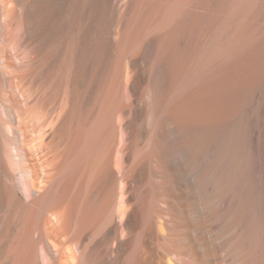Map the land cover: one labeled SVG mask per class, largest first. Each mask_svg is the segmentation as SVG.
<instances>
[{
	"label": "bare ground",
	"instance_id": "bare-ground-1",
	"mask_svg": "<svg viewBox=\"0 0 264 264\" xmlns=\"http://www.w3.org/2000/svg\"><path fill=\"white\" fill-rule=\"evenodd\" d=\"M119 1L0 0V218H22L25 210L26 218H44L40 219L43 227L39 223L43 229L32 223L39 231L34 226V231L29 229L36 234L26 232L30 247L36 249L41 243L37 251L45 254L49 264H264V60L252 59L251 53L257 52L259 44L264 49V22L259 31V18L255 20L259 0H254L256 17L252 0H211L216 8L221 3L227 8L223 4L221 19L210 17L204 30L200 22L196 25L199 29L192 42L199 48L189 60L181 56V32L172 31L173 26L160 36L145 35L140 54L134 59L129 56L127 76L122 72L127 94H121L123 99L117 95L122 102L113 108L115 123L104 124L98 117V133H91L94 127L85 129L87 122L82 124L79 111L78 86L84 76L77 69L83 52L78 61L75 51L80 41L72 33L73 25L85 34L92 19L99 21L104 9L116 7ZM181 2L183 8L187 2ZM72 159V173L64 176ZM45 196L47 202L40 205ZM11 223L7 226L16 227ZM84 247L96 255L87 256ZM15 253L5 256L4 264L12 263ZM38 257L34 256L35 264H41Z\"/></svg>",
	"mask_w": 264,
	"mask_h": 264
},
{
	"label": "rangeland",
	"instance_id": "rangeland-1",
	"mask_svg": "<svg viewBox=\"0 0 264 264\" xmlns=\"http://www.w3.org/2000/svg\"><path fill=\"white\" fill-rule=\"evenodd\" d=\"M129 1V2H128ZM156 0H120L119 1V5H117L116 7H114V6H111V8L109 7V8H105L104 9V11L103 12H106V13H104V15H103V13H102V16H101V19L99 20L101 23H99V21H98V19H92L91 21H90V25H89V23L86 25V27H85V34H86V36L87 35H89V36H87V37H89V38H87L86 36V38L85 37H83L82 35H85V34H82V32L84 33V30H82V32L80 33L79 31L80 30H78L77 28H78V26L76 27L75 25H77V24H75L73 21H76V17L75 16H73L72 18H71V22H73L75 25H73V23H69L70 22V19H69V22L67 23V24H70V25H67V27H71V24L76 28L75 30H74V32L72 31V33L74 34L75 33V37H77V38H79V36H80V39H77L76 38V40H77V45H76V47H77V53H76V51H75V54H76V56H77V59H78V61H79V55L83 52V54H81L80 55V61L82 62H78L79 64H80V66L78 67V69H77V71H79V70H81V71H79V75L80 76H84L83 77V79H82V77H81V83H79L80 85H83V86H80L79 84V86H78V89L80 90V93H79V95L81 96V97H79V99H80V103H82L81 104V106H80V112L82 111H84L82 114L80 113V116H84V117H82V119H81V117H80V119H81V121H82V124H84V122H87L86 124H87V127H86V125H85V129L87 130L88 128L90 129V130H92L91 129V127L93 128H95V131H93L94 130V128H93V130L91 131V133L93 132H97L98 133V130H99V123H100V121L101 120H104V121H101V122H104V124H106L105 122L107 121V123L109 122V124L111 123V122H113V123H115V121H116V117L117 116H115V114H113L114 112H115V110L113 109L114 107H116L115 109H117V105H119V103L120 102H122L121 100H119V98L121 97V94H123V93H125L126 92V88H124V86L126 87V85H124L123 86V84H124V80H126V76H127V64H128V62L130 61V59H131V57L134 59V57H136V56H138V54H140V53H137V52H139L140 51V49L141 48H143V42H141L142 40H145V38H147V37H145V35L147 36H149V34L151 35V36H154V35H152V34H156L155 36H160L159 34H160V32H163V34H165V32H168V31H179V32H177V33H180L181 34V36H182V42L180 43V45H181V47H180V49L182 48V50L184 51V52H181V56H182V58H184L185 56L187 57V59L188 58H191L192 59V57L194 56V54H196V52L198 51V48H199V46L196 44L195 45V43H196V41H194V42H192L193 40H195V37H194V35L196 36V34L198 33V31H196V30H198L199 29V27H201L202 28V30H204L205 28H206V26L205 25H209L210 23H209V20L212 18V19H215V20H217L218 21V19H221V17H220V15H221V13L223 12V11H225V9L227 8L226 7V5L224 4V3H221L224 7H226V8H224L222 5H220L219 7H220V10H219V7L218 8H216L215 6H214V4L213 3H211V0H188V1H185V0H179V1H174V0H164L165 1V3L167 4V5H165L164 4V1L163 0H157L156 2H155ZM171 1V2H170ZM181 1H183V3H186V4H184L183 5V8L181 7L182 6V2ZM185 1V2H184ZM192 3H191V2ZM228 1H230V0H228ZM159 2V3H158ZM176 2V3H175ZM188 2H190V6H188L189 4H188ZM252 2L254 3V6H253V4H252V12H253V14L258 10V13H257V17H256V15H255V20L256 19H258V20H256V26H257V29L260 31V29L262 30L263 29V27H261V25H263L264 23V4H263V2H264V0H259V3L260 4H257L256 2H254V0H252ZM257 2H258V0H257ZM261 2H262V4H261ZM129 3V4H128ZM158 5H157V4ZM161 3V4H160ZM173 3H175V4H173ZM206 3V4H205ZM159 4H160V6L161 7H163V8H161L160 6H159ZM171 6H170V5ZM200 6H198V5ZM203 4V5H202ZM259 5L258 7H257V10L256 11H254L255 9H256V6L257 5ZM151 5H152V7L154 6L155 7V5L157 6V7H159V8H157V7H155V9L157 8V9H163V10H157V12L159 13V15H155L154 14V12H156V11H154L153 12V10H155V9H152V7H151ZM205 5V6H204ZM207 5V6H206ZM233 7H235L236 6V2H233ZM261 5H262V7H261ZM165 6L167 7V8H165ZM173 6H177V7H174V9H173ZM180 6V7H179ZM214 6V7H213ZM151 7V8H150ZM153 7V8H154ZM169 7V8H168ZM179 7V9H178V11H176L177 10V8ZM189 7V8H188ZM196 7V8H195ZM212 7H213V11L214 12H212ZM260 7V8H259ZM113 8V11H111V9ZM115 8V9H114ZM170 8H172V10L170 9ZM176 8V9H175ZM182 8V9H181ZM198 8V9H197ZM206 8H208V9H206ZM211 8V9H210ZM216 8V9H215ZM253 8H254V10H253ZM166 9V10H165ZM170 9V10H169ZM188 9V10H187ZM190 9V10H189ZM206 9V10H205ZM263 9V10H262ZM107 10V11H106ZM152 10V11H151ZM165 10V11H164ZM181 10V11H180ZM194 10V11H193ZM217 10V11H216ZM222 10V11H221ZM108 11H111L110 12V14H109V12ZM114 11H116V12H114ZM149 11H151V12H149ZM162 11H164V12H162ZM172 11H174L173 13L174 14H177V13H179V14H177V16H175L173 13H172ZM180 11V12H179ZM188 11V12H187ZM191 11V12H190ZM204 11V12H203ZM207 11V12H206ZM263 11V12H262ZM113 12V13H112ZM157 12H156V14H157ZM162 12V13H161ZM176 12V13H175ZM186 12L187 13H189V14H187L186 15ZM148 13H150L149 15H148V17L149 18H151V19H149L148 17H147V19H145L146 18V16H147V14ZM165 13V14H164ZM171 13L174 15H171ZM212 13V14H211ZM262 13V14H261ZM152 14H153V16H154V18L156 19V21H155V19L153 18V16H152ZM162 14H164V15H162ZM206 14H210V15H206ZM261 16H260V15ZM108 15H110L109 17H108ZM161 15H162V17H161ZM169 15L171 16V17H169ZM178 15H180V16H178ZM185 15V16H184ZM203 15V16H202ZM206 15V16H205ZM213 15V16H212ZM183 16H184V18H183ZM189 16V17H188ZM222 16V15H221ZM107 17V18H106ZM159 17V18H158ZM173 18V17H175L174 19L176 20H171V19H169V18ZM177 17V18H176ZM211 17V18H210ZM106 18V19H105ZM154 19V21H153V19ZM158 18V19H157ZM200 18L204 21V22H202V20H200ZM210 18V19H209ZM74 19V20H73ZM186 19H188V20H191V21H189L188 22V20H186ZM195 19V20H194ZM197 19H198V21H197ZM205 19H207V20H205ZM209 19V20H208ZM261 19V20H260ZM97 22V23H91V22ZM103 20H105V22L103 21ZM143 20V21H142ZM144 20H146V21H144ZM150 20H151V22H150ZM168 20H171L169 23H168ZM184 20V21H183ZM260 20V21H259ZM141 21V22H140ZM148 21V22H147ZM180 21V22H179ZM195 21H196V23H195ZM206 21H208L207 23H206ZM148 23V24H146L145 25V23ZM194 22V23H193ZM199 22L201 23L200 25H202V26H200L199 25V27H196V25H198L199 24ZM258 22L260 23V24H258ZM104 23V24H103ZM108 23V24H107ZM168 25H167V24ZM185 23V24H184ZM189 24V25H187V24ZM209 23V24H208ZM252 23V22H251ZM263 23V24H262ZM93 24V25H92ZM97 24V25H96ZM106 24V26L108 25V26H110V27H106V26H104ZM110 24V25H109ZM171 24V25H170ZM177 24H178V27H177ZM205 24V25H204ZM94 25H96V26H94ZM145 25V26H144ZM165 25H167V26H165ZM174 25H176L175 27L177 28H173L174 27ZM192 25H193V27H192ZM259 25V26H258ZM71 27L72 28V30L74 29V27ZM98 26V27H97ZM101 28H100V27ZM147 26H148V28H147ZM173 26V27H172ZM180 26H182V27H180ZM187 26V27H186ZM205 26V27H204ZM252 26H254L253 28H255L256 26H255V22L253 21V25ZM252 26H251V28H252ZM64 27V26H63ZM88 27H89V29H88ZM97 27V28H96ZM103 27H105L104 29H103ZM144 27H146V28H144ZM170 27V28H169ZM171 27H172V29H171ZM188 27H189V29H188ZM196 27V28H195ZM259 27H260V29H259ZM95 28H96V30H95ZM142 28H143V30H142ZM157 28H158V30H157ZM159 28H160V30H159ZM162 28V29H161ZM171 29V30H168V29ZM182 28H187L186 30L185 29H182ZM193 28V29H192ZM92 29V30H91ZM106 29V30H105ZM111 29V30H110ZM117 29H119V30H117ZM144 29H146V30H144ZM150 29H153V31L151 30L150 31ZM165 29V30H164ZM191 29V30H190ZM196 29V30H195ZM256 29V28H255ZM59 29H57V32H59L58 31ZM88 30H90V33H89V31ZM104 30V31H103ZM110 30V31H109ZM117 30V31H116ZM137 30V31H136ZM138 30H140V32H138ZM147 30H149V31H147ZM163 30V31H162ZM167 30V31H166ZM193 30H195V31H193ZM257 30V31H258ZM60 31H63V29H60ZM77 31H78V33H79V36H77L76 34H78L77 33ZM86 31H88V32H86ZM98 31H100V32H98ZM119 31V32H118ZM134 31H136V32H134ZM144 31H146V32H150V33H147L146 34V32H144ZM154 31H155V33H154ZM185 31V32H184ZM186 31H187V33H189V34H187L186 33ZM258 31V32H259ZM94 32V33H93ZM95 32H98V35L99 36H97V37H95L96 36V34H95ZM102 32V33H101ZM107 32V33H106ZM109 32V33H108ZM116 32V33H115ZM137 32H138V34H137ZM159 32V33H158ZM184 32V33H183ZM191 32V33H190ZM193 32V33H192ZM106 33V34H105ZM120 33V34H119ZM132 33V34H131ZM142 33H145V34H142ZM158 33V34H157ZM82 34V35H81ZM108 34V35H107ZM133 35V36H131V35ZM137 34V36H141V38L140 37H137V36H135ZM162 33H161V35H163ZM185 34L187 35V38H186V36H185ZM94 36L95 38H96V40H95V38L93 37V38H91L92 36ZM104 37H103V36ZM192 35V36H191ZM190 36H191V38H190ZM83 37V38H82ZM102 37V38H101ZM132 37V38H131ZM137 37V38H136ZM145 37V38H144ZM98 38V39H97ZM103 39V41L101 40V39ZM134 38H135V45L136 46H133L134 45ZM144 38V39H143ZM186 38V39H185ZM86 39V40H85ZM88 39L90 40V42L88 41ZM93 39V40H92ZM111 39H113V40H111ZM116 39H117V41H116ZM127 39H129V40H127ZM130 39L132 40V43L131 42H129L130 41ZM189 39V40H188ZM141 40V41H140ZM174 40H176V36H175V39ZM186 40V41H185ZM191 40V41H190ZM83 41V42H82ZM85 41H86V43H85ZM100 42V47L99 46H96L97 44H95L94 42ZM110 41V42H109ZM185 41V42H184ZM97 42V43H98ZM106 42H109V43H106ZM113 42L116 44L117 42V44L115 45V44H113ZM126 42H128V43H126ZM188 42V46L187 45H185V43H187ZM84 43V44H83ZM94 43V44H93ZM83 44V45H82ZM88 44H90L89 45V47L91 46V45H95L96 47H97V51H95V52H93L94 54H93V57L94 58H96L95 60H97V61H95L94 60V58L91 56V48L92 49H94V47L95 46H91L90 48H88L87 46H88ZM99 44V43H98ZM102 44H107V46H105V45H102ZM111 44H112V46H111ZM125 44V45H124ZM139 44L142 46H139ZM178 44V43H177ZM190 44H192L191 46H190ZM85 45V46H84ZM116 46V49H115V46ZM128 45H130V46H128ZM179 45V44H178ZM177 45V46H178ZM194 45L197 47H194ZM261 45V46H260ZM85 48H84V47ZM103 46V47H102ZM125 48V49H128V50H126L125 51V49H123L122 50V48L123 47ZM127 46V47H126ZM131 46H133L132 47V49H131ZM139 46V47H138ZM84 48V50H81L82 48ZM95 47V48H96ZM100 49H99V48ZM106 47V48H105ZM110 47V48H109ZM114 47V49H112V48ZM122 47V48H121ZM179 47V46H178ZM185 47V48H184ZM186 47H189V48H191L192 47V49H191V51H190V49H189V51H185V50H188V49H186ZM263 46H262V44H259V46H258V48L255 50V51H257L256 53H253V52H251L252 53V55H253V58L252 59H258L257 58V56L259 57V59L258 60H260V61H262L263 62V58H264V54H263V52H261V51H263L261 48H262ZM81 48V49H80ZM104 48V49H103ZM175 48H176V46H175ZM174 48V49H175ZM184 48V49H183ZM197 50H196V49ZM76 49V48H75ZM87 49V50H86ZM103 49V50H102ZM105 49H107L106 51H105ZM111 49V50H110ZM130 49L132 50V51H134V52H132V51H130ZM134 49V50H133ZM247 49H249V48H247ZM245 50V52L246 53H248L249 54V51L248 50ZM81 50V51H80ZM90 50V51H89ZM98 50H99V52H98ZM111 52H109V51ZM113 50V51H112ZM136 50V51H135ZM138 50V51H137ZM80 51V52H79ZM102 51V52H101ZM104 51V52H103ZM122 51H124V52H122ZM144 51V49L142 50V52ZM244 51V50H243ZM248 51V52H247ZM79 52V53H78ZM108 52V53H107ZM113 52V53H112ZM132 52V53H131ZM141 52V51H140ZM188 52H189V55H186L185 53H187L188 54ZM194 52V53H193ZM244 52V53H245ZM90 54V57L92 58H88L89 57V54ZM99 53V54H98ZM105 55H104V54ZM124 53V54H123ZM128 55H127V54ZM136 53V54H135ZM193 53V54H192ZM85 54V55H84ZM97 54V55H96ZM107 54V55H106ZM112 54V55H111ZM122 54V55H121ZM132 54L134 55V56H132ZM257 54V55H256ZM83 55V56H82ZM101 55H103V56H106L107 58V61H106V59H104L105 57H103V56H101ZM114 55V56H113ZM118 55L120 56V58L118 57ZM123 55H124V57H123ZM245 55H247V54H244V56ZM256 55V56H255ZM262 55V56H261ZM88 56V57H87ZM102 57L103 58V60H102V58H100V57ZM113 58H111V57ZM128 58H127V57ZM129 56H131V57H129ZM181 56H179L178 57V60H179V63H181V62H183V61H181L180 60V58H181ZM190 56V57H189ZM108 57L110 58V59H108ZM122 57L126 60H124V59H122ZM126 57V58H125ZM186 57H185V59H186ZM86 58V59H85ZM98 58V59H97ZM102 60V62H100V59ZM118 60H117V59ZM247 58V57H246ZM83 59V60H82ZM90 59H91V62H90ZM120 59V60H119ZM121 59H122V63L124 64V66L122 65V63H120L119 64V62H121ZM137 59V58H136ZM190 59V60H191ZM99 60V61H98ZM110 62H109V61ZM132 60V59H131ZM139 60H140V62H139ZM189 60V59H188ZM89 61V62H88ZM103 61H104V64H103ZM115 61V62H114ZM118 62V64H117V62ZM124 61H125V63H124ZM128 61V62H127ZM142 61V62H141ZM143 61H145L143 58H140V59H137V62L138 63H145V62H143ZM86 62V63H85ZM94 62H96L95 64L97 65V67H94L93 66V64H94ZM107 62H109V63H107ZM111 62H112V66H111ZM89 63H91V64H89ZM93 63V64H92ZM100 63H102V64H99ZM85 64H86V66H85ZM94 64V65H95ZM106 64H107V66H108V64H109V66L108 67H106ZM115 66H114V65ZM92 65V66H91ZM95 65V66H96ZM117 65V66H116ZM118 65H119V67H118ZM181 65H183V63H181ZM84 66V67H83ZM91 66V67H90ZM122 66V67H121ZM126 66V67H125ZM82 67V68H81ZM88 67L90 68V69H88ZM94 67V68H93ZM112 67H117V68H112ZM125 67V68H124ZM81 68V69H80ZM84 68L86 69L85 70V72H83V70H84ZM106 68H108V69H106ZM119 68H121L120 70H119ZM117 69V70H116ZM123 69V70H122ZM93 70H95V73H94V75H92L93 74ZM113 70V71H112ZM116 70V71H115ZM115 71V72H114ZM125 71H126V73H125ZM104 72H106V74L104 73ZM118 72H119V75L121 74V77H118L119 75H117L118 74ZM122 72L126 75H124V74H122ZM246 72H247V70H246ZM261 73L259 74L258 73V75L259 76H261L262 75V71H260ZM112 73H113V75H115L116 73V76H113L112 75ZM82 74V75H81ZM89 74H91V75H89ZM106 75V76H103V75ZM263 74H264V69H263ZM89 75V76H88ZM96 75V76H95ZM112 76H113V78L115 79V81L113 82V78H112ZM124 76H125V78H124ZM90 77V78H89ZM93 77V80L91 79ZM101 79H100V78ZM107 77H110V78H107ZM262 77H263V75H262ZM102 78H104L103 80H102ZM121 78V79H120ZM92 80V82L90 81V80ZM101 80V81H99V80ZM106 79V80H105ZM110 79V80H109ZM122 79H124L123 81H122ZM94 80H96V82L94 81ZM117 80V81H116ZM83 81H84V83H83ZM98 81H99V83H98ZM104 81H106V82H104ZM96 84H95V83ZM101 82V83H100ZM108 82V84H110V85H106V83ZM109 82H111V83H109ZM123 82V83H122ZM105 83V85H103ZM116 83H117V85L120 83V84H122V85H116ZM100 86H98V85ZM95 85V86H94ZM97 85V86H96ZM115 88V89H113L112 88V86ZM111 86V87H110ZM80 87V88H79ZM102 87H104V88H102ZM105 87H107V89H109V90H104L103 91V89H105ZM109 87V88H108ZM122 88L124 89V92H123V90H122ZM110 89H111V91H110ZM117 89V92L115 93V90ZM82 90V91H81ZM114 90V91H113ZM122 90V91H121ZM102 91V92H101ZM109 91L111 92L110 93V95H109ZM120 91V92H119ZM107 92V93H106ZM112 92H114V93H112ZM103 93V94H102ZM105 93H106V95H105ZM247 93H248V91H247ZM246 93V94H247ZM104 95V96H102V95ZM113 94H114V96H113ZM119 94V96H117ZM125 94H127V93H125ZM125 94H123V96L125 97ZM100 97H99V96ZM115 95L117 96V99H118V102H117V99H116V97H115ZM123 96L121 97L122 99H123ZM108 97V98H107ZM112 97H114V98H112ZM119 97V98H118ZM82 98V99H81ZM101 98V99H100ZM105 98V99H104ZM108 99V100H107ZM114 99H116L115 100V102H113L114 101ZM81 100H82V102H81ZM102 100V101H101ZM113 100V101H112ZM84 101V102H83ZM108 101H110V102H108ZM106 103V105H104V103ZM117 102V103H116ZM79 103V104H80ZM83 103H85V104H83ZM100 103V104H99ZM112 103V104H111ZM107 104H109V106L110 107H108V105ZM114 104H116V105H114ZM251 103H248V108L250 109V105ZM83 105V106H82ZM100 105V107H98ZM112 105H113V107H112ZM86 106V107H85ZM103 106H105V107H103ZM106 107H108L109 108V110L106 108ZM84 108V109H83ZM112 109V110H111ZM248 109V110H249ZM105 110V111H104ZM248 110H247V112H248ZM100 111V112H99ZM101 111H103V112H101ZM110 112L109 114H108V112ZM250 112H251V110H249ZM87 112V113H86ZM107 112V113H106ZM246 112V113H247ZM90 113V114H89ZM98 113V114H97ZM98 116H97V115ZM101 114V115H100ZM103 114V115H102ZM105 114V115H104ZM108 114V115H107ZM114 115V116H113ZM247 117H249L250 116V113L248 112L247 114ZM249 115V116H248ZM104 117L103 119H102V117ZM111 116V117H110ZM113 116V117H112ZM86 117V118H85ZM100 118V121H99V118ZM115 117V118H114ZM96 118H98V119H96ZM108 118V119H107ZM89 119V120H88ZM94 119H96V123H95V120ZM106 119V120H105ZM113 119H115V120H113ZM250 119V118H249ZM111 121V122H110ZM89 122L90 123H92V125H90L89 124ZM94 122V123H93ZM98 123V124H97ZM96 126H95V125ZM102 124V123H101ZM103 124V125H104ZM109 124L108 125H105V126H108L109 127ZM102 125V126H103ZM112 125V124H111ZM96 127L98 128V129H96ZM110 128V127H109ZM88 129V132L90 131ZM113 129V128H112ZM85 130V131H86ZM113 131V130H112ZM87 132V131H86ZM85 132V133H86ZM84 133V134H85ZM96 133V134H97ZM87 134V133H86ZM89 134H87V136H88ZM86 135H85V137H87ZM142 147L144 146V143L142 144H140ZM139 144H137V146L136 147H138V149L135 147V152H136V149H137V151L138 152H141V150L144 148H140L141 146H140ZM140 148V149H139ZM140 150V151H139ZM74 165V163H73V159L72 160H70V163L68 162L66 165H68V167L66 166V173L67 174H64V176L65 175H67V176H70L71 175V171H72V167H74L73 165ZM71 167V168H70ZM71 169V170H70ZM70 171V172H69ZM69 174V175H68ZM22 191L24 192V194L26 193V191H25V187H23V189H22ZM46 199V200H45ZM43 200V201H42ZM44 200H45V203L47 202V200H48V196H47V198H46V196H45V198L43 199H41V201L40 202H38V203H41L40 205H43V204H45L44 203ZM24 213V214H23ZM28 214V211L27 210H25V212L23 211L21 214V216H23L22 218H13V220L12 219H10V218H6V219H8V220H5V218H0V230H1V228H3L2 230H1V232L0 233H2V232H4L5 231V234L1 237V235H0V249L2 250H0L1 251V253H0V264H4L5 262H6V260H7V257H5V256H7V255H9L10 254V252H11V254H13V253H15V250L18 248L19 250H20V252L19 251H17V252H19V253H17V255H16V253H15V256H13L12 258L13 259H11L12 261V263H10V264H15V261H16V264H18L19 262L18 261H20V260H22V262H21V264L22 263H24V264H26L28 261L30 262L31 260H29V258L30 259H32L33 261L32 262H30L31 264H35L37 261H34V256H36V257H38V256H41V257H38V260L40 259V261H41V264H49V262H46V256L44 257V255L45 254H43L42 253V251H41V249H40V251L41 252H38L37 251V246H40L41 245V243L39 244V243H37V244H39V245H37V244H34L35 246H36V249L35 248H33V247H30L29 246V244L28 243H30L31 241L30 240H27L28 239V235H30L28 232H26V231H30V229L32 230V228L36 225L37 227H39L40 228V225H39V223L41 224V226L43 227V224L41 223L42 221V219L44 220V218H26V215ZM26 214V215H25ZM39 216L41 215L40 213L38 214ZM20 216V217H21ZM1 219H3V220H1ZM15 219H17L16 221H15ZM33 219H34V221H33ZM38 219V220H37ZM41 219V220H40ZM9 220H10V222H9ZM11 220H12V223H11ZM109 220V219H108ZM4 221V222H3ZM6 221V222H5ZM19 221V222H18ZM29 221V222H28ZM32 221V222H31ZM37 223H36V222ZM105 221H107V218H105ZM24 222L27 224V222H28V226L27 225H25L24 224ZM31 222V223H30ZM44 222V221H43ZM7 223V224H6ZM8 223H11V224H16V227H15V225L14 226H12V225H10L9 224V226H7L8 225ZM18 223V224H17ZM32 223H34L35 225L33 226V224ZM2 224H4V225H2ZM21 224H22V226H23V228L22 227H20L21 226ZM25 226H24V225ZM30 224H31V227H30ZM99 224V223H98ZM98 224H96L95 226H97ZM2 225V226H1ZM18 225V226H17ZM12 226V227H11ZM35 226V227H36ZM7 227H10V228H12L11 230H8V228ZM35 228V229H38V228ZM41 227V228H42ZM9 228V229H10ZM30 228V229H29ZM40 228V229H41ZM16 229V230H15ZM29 229V230H28ZM43 229V228H42ZM23 230V231H22ZM13 231H15V232H13ZM19 233H18V232ZM24 231H25V233H24ZM32 231H34V228H33V230ZM32 231H30V233H35L36 234V232H32ZM37 231V230H36ZM38 231H39V229H38ZM7 232V233H6ZM16 233V234H15ZM22 233V234H21ZM6 234H8V235H6ZM20 234H21V236H20ZM26 234V235H25ZM28 234V235H27ZM16 235H17V237H16ZM19 235V236H18ZM98 236V234H94L93 236L95 237V236ZM23 236V237H22ZM93 236L90 238V240L93 238ZM96 236V237H97ZM5 237V238H4ZM7 237V238H6ZM19 237H22V238H24V241H23V239H19ZM25 237H26V239H25ZM30 238V237H29ZM9 239V240H8ZM14 239H15V242H13L14 241ZM16 239H18V240H16ZM5 240L7 241L6 243L8 244V246H7V244L5 243ZM89 240V239H88ZM87 240V241H88ZM90 240H89V243H90ZM17 241V242H16ZM21 241V242H20ZM85 242V244H86V246L89 244L88 242ZM5 244H4V243ZM22 244V246L19 244ZM27 242V243H26ZM13 243V244H12ZM17 243V244H16ZM35 243V242H34ZM11 244V245H10ZM14 244H16L17 245V247H16V245H15V247H14ZM31 244V243H30ZM85 244L83 245V246H85ZM5 245V246H4ZM26 245H28V246H26ZM33 245V246H34ZM11 246V248H9ZM13 246V247H12ZM21 246V247H20ZM24 247H29V248H26V250H25V248ZM5 248V249H4ZM16 248V249H15ZM22 248H24V249H22ZM32 248H33V250H32ZM86 248V250L87 251H85L84 249ZM8 249V250H7ZM9 249H11V250H9ZM14 249V250H13ZM84 251L86 252V255H87V253L89 254H93L92 256H94V255H96V254H94V253H96V252H93V251H91V249H89L88 247H84ZM7 250V251H6ZM22 250V251H21ZM24 250V251H23ZM29 250H31V252L33 251V252H35L34 254H36V255H33V252H32V254L30 255V251ZM34 250H36V251H34ZM3 251H5V252H3ZM14 251V252H13ZM27 251V252H26ZM9 252V253H8ZM29 252V254L27 255V253ZM93 252V253H92ZM3 253V254H2ZM22 253V254H21ZM24 253V254H23ZM38 253V254H37ZM40 253V254H39ZM89 254V255H90ZM18 255H19V257H18ZM20 255L22 256L21 258H20ZM38 255V256H37ZM24 256V257H23ZM26 256V257H25ZM29 258H28V257ZM31 256V257H30ZM88 256V255H87ZM91 255H90V257H92ZM5 257V258H4ZM18 258H20V260L18 259ZM16 259V260H15ZM27 261H26V260ZM35 259H37V258H35ZM5 260V261H4ZM15 260V261H14ZM48 260V259H47ZM14 261V262H13ZM24 261V262H23ZM29 262H28V264H29ZM34 262V263H33ZM20 264V263H19Z\"/></svg>",
	"mask_w": 264,
	"mask_h": 264
}]
</instances>
